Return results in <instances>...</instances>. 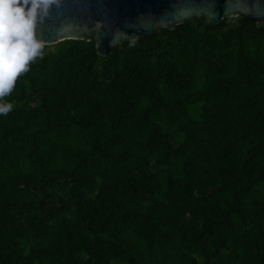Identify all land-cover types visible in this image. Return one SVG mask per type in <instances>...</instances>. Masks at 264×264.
<instances>
[{
  "label": "trees",
  "instance_id": "obj_1",
  "mask_svg": "<svg viewBox=\"0 0 264 264\" xmlns=\"http://www.w3.org/2000/svg\"><path fill=\"white\" fill-rule=\"evenodd\" d=\"M4 100L0 264H264V22L44 45Z\"/></svg>",
  "mask_w": 264,
  "mask_h": 264
},
{
  "label": "water",
  "instance_id": "obj_2",
  "mask_svg": "<svg viewBox=\"0 0 264 264\" xmlns=\"http://www.w3.org/2000/svg\"><path fill=\"white\" fill-rule=\"evenodd\" d=\"M238 15L264 22V0H51L39 10L35 33L43 45L93 41L96 53L107 56L124 41L133 46L187 19L214 26Z\"/></svg>",
  "mask_w": 264,
  "mask_h": 264
},
{
  "label": "clouds",
  "instance_id": "obj_3",
  "mask_svg": "<svg viewBox=\"0 0 264 264\" xmlns=\"http://www.w3.org/2000/svg\"><path fill=\"white\" fill-rule=\"evenodd\" d=\"M43 5V0H0V115L12 110L13 105L4 98L11 94L18 77L42 56L44 45L35 29Z\"/></svg>",
  "mask_w": 264,
  "mask_h": 264
},
{
  "label": "snow or ice",
  "instance_id": "obj_4",
  "mask_svg": "<svg viewBox=\"0 0 264 264\" xmlns=\"http://www.w3.org/2000/svg\"><path fill=\"white\" fill-rule=\"evenodd\" d=\"M44 4L49 3V0H43Z\"/></svg>",
  "mask_w": 264,
  "mask_h": 264
}]
</instances>
